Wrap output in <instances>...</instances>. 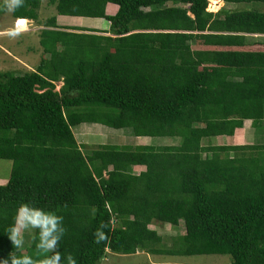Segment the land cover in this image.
Here are the masks:
<instances>
[{
    "label": "trees",
    "instance_id": "obj_1",
    "mask_svg": "<svg viewBox=\"0 0 264 264\" xmlns=\"http://www.w3.org/2000/svg\"><path fill=\"white\" fill-rule=\"evenodd\" d=\"M45 4L53 14L43 20L39 0L8 10L40 27V52L31 70L0 72V160L10 162L0 261L13 251L42 258L38 229L22 250L8 237L26 203L63 218L58 247L76 264H96L106 251L264 264V144H230L242 121L264 123V12L210 13L206 0ZM56 16L101 19L107 29L58 25ZM78 121L176 144L85 148L70 131ZM179 221L183 233L167 246L148 229Z\"/></svg>",
    "mask_w": 264,
    "mask_h": 264
},
{
    "label": "rangeland",
    "instance_id": "obj_2",
    "mask_svg": "<svg viewBox=\"0 0 264 264\" xmlns=\"http://www.w3.org/2000/svg\"><path fill=\"white\" fill-rule=\"evenodd\" d=\"M40 5L37 10V19L43 20L45 17L53 14L51 7H47L45 0H39ZM206 0L205 10L210 13H214L218 9L225 10H259L264 12V4L262 3H239V4H225L220 0ZM0 5H4V0H0ZM165 5H169L166 3ZM6 8V7H5ZM115 11V7L110 4H106L104 12L106 14H112ZM62 17V16H60ZM17 23L18 29H13V20L9 16V11L6 8L4 12L0 13V72L11 71L14 74H20L23 71L31 70L39 57V47L37 46V31L40 28L35 23L22 20ZM57 24L65 26L76 27H96L104 28L103 22L88 21L86 19H70V18H58ZM16 31L17 34L11 33ZM249 39L258 40L260 36H250ZM189 47L197 49L198 46L189 43ZM60 86V82L53 83V90L56 91ZM245 122L242 125V129L236 131V134L230 139V143L234 145H263L264 144V125L261 128H250ZM70 131L77 145L85 146V148H93L96 145L101 144H113V145H137V144H149V145H175V139H159L135 136L129 129L113 130L104 126L96 124L75 123L74 126H70ZM245 139V140H244ZM218 140H214V145L218 144ZM10 162L8 160H0V185L3 184L7 178ZM142 168H132V172H137ZM148 229H152L156 235L164 238V245H168L169 241L165 238L181 235L183 233L182 223L177 222L176 226L171 227L167 224H154L148 226ZM32 228H28L22 233L23 244L19 248L22 250L28 245ZM172 257V256H171ZM154 256L146 254L142 251H136L133 254L119 255L109 252H105L104 256L96 262V264H228L229 257L227 255H193V256Z\"/></svg>",
    "mask_w": 264,
    "mask_h": 264
},
{
    "label": "clouds",
    "instance_id": "obj_3",
    "mask_svg": "<svg viewBox=\"0 0 264 264\" xmlns=\"http://www.w3.org/2000/svg\"><path fill=\"white\" fill-rule=\"evenodd\" d=\"M23 3L24 0H4V6L9 11H14L23 6ZM11 34L15 35L17 32L13 31ZM28 228L39 230V243L36 247L42 254V258L17 255L13 251L7 259L0 261V264H64L65 259L66 264H76L75 259L70 254L65 258L58 247L65 234L62 217L26 203L21 204L17 209L14 225L9 229L8 237L13 247L19 249L22 246V233Z\"/></svg>",
    "mask_w": 264,
    "mask_h": 264
},
{
    "label": "crops",
    "instance_id": "obj_4",
    "mask_svg": "<svg viewBox=\"0 0 264 264\" xmlns=\"http://www.w3.org/2000/svg\"><path fill=\"white\" fill-rule=\"evenodd\" d=\"M57 17L58 18H69V17H60V16H56L55 17V22H56V24H57ZM70 19H75V18H70ZM76 19H78V18H76ZM87 20V19H86ZM25 21H27L28 22V20H25ZM88 21H92V22H95V21H101V22H103V24L105 25L104 26V28H96V27H93L94 29H100V30H103V31H105L106 29H107V23L105 22V21H103V20H101V19H88ZM59 25V24H58ZM89 28H92V27H89ZM247 123L246 125L248 126V127H250V128H252L251 126H250V123H249V121L248 120H244V121H242V124H241V127L240 128H238V129H235L234 131H233V134L230 136V139L236 134V131H238L239 129L241 130L243 127H242V125L244 124V123ZM261 125H264V123H261ZM257 129H259V128H257ZM245 140V139H244ZM231 144V143H230ZM231 145H234V144H231Z\"/></svg>",
    "mask_w": 264,
    "mask_h": 264
},
{
    "label": "built area",
    "instance_id": "obj_5",
    "mask_svg": "<svg viewBox=\"0 0 264 264\" xmlns=\"http://www.w3.org/2000/svg\"><path fill=\"white\" fill-rule=\"evenodd\" d=\"M19 20L18 19H15V20H13V22H12V27H13V29H18V27H19V25H17V22H18ZM25 22V21H24Z\"/></svg>",
    "mask_w": 264,
    "mask_h": 264
},
{
    "label": "bare ground",
    "instance_id": "obj_6",
    "mask_svg": "<svg viewBox=\"0 0 264 264\" xmlns=\"http://www.w3.org/2000/svg\"><path fill=\"white\" fill-rule=\"evenodd\" d=\"M19 21H22V19H20ZM19 21H18V22H19ZM18 22H17V23H18Z\"/></svg>",
    "mask_w": 264,
    "mask_h": 264
},
{
    "label": "snow or ice",
    "instance_id": "obj_7",
    "mask_svg": "<svg viewBox=\"0 0 264 264\" xmlns=\"http://www.w3.org/2000/svg\"><path fill=\"white\" fill-rule=\"evenodd\" d=\"M21 23H23V21H21Z\"/></svg>",
    "mask_w": 264,
    "mask_h": 264
}]
</instances>
